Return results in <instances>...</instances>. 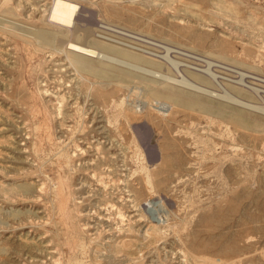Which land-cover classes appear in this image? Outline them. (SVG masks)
I'll return each instance as SVG.
<instances>
[{
  "label": "rangeland",
  "instance_id": "obj_1",
  "mask_svg": "<svg viewBox=\"0 0 264 264\" xmlns=\"http://www.w3.org/2000/svg\"><path fill=\"white\" fill-rule=\"evenodd\" d=\"M51 1L0 0V264H264V0H76L103 77Z\"/></svg>",
  "mask_w": 264,
  "mask_h": 264
},
{
  "label": "bare ground",
  "instance_id": "obj_2",
  "mask_svg": "<svg viewBox=\"0 0 264 264\" xmlns=\"http://www.w3.org/2000/svg\"><path fill=\"white\" fill-rule=\"evenodd\" d=\"M227 8H228V6H227ZM229 9H230V7H229ZM86 12L89 13V14L86 15L85 14ZM47 15H48V21H50L52 23H56L57 25L63 26L64 27V29H63L64 31L62 29H60V30L63 31V33H61V35H60V33L58 34L57 32H59V31H57L56 33L58 35H56V33L53 34L54 36H53V39L50 38L51 40L47 39L46 36L43 35V37H41L43 43L50 44V43L54 42L53 40L55 39L56 42L61 47V48H59L60 49L59 51H62L64 53L65 58L68 59L69 63L77 71H81V72L90 74L91 76H94V77L107 76L109 74L108 68L103 67V65H101L99 62H95L94 59H92V58H95V60H98V58L100 59V57H104V56L107 57V55H105V53H104L105 51H110V52L118 53V54H121L124 57H132V58H134L136 60H140L139 57H137L136 55L130 54L126 49H123V48H120V47L116 48V47H113V45L110 44V43L103 42V41H100V40H96L94 38V35H93L92 30L89 28L90 26L88 27L86 24H82V23L80 24L78 22L80 19H83L85 21H87L88 19L90 20V18H88V17L89 16L90 17H94V15H95L94 14V11L87 9L84 5L79 4L76 0H52L51 1V4H50V9H49V12H48ZM110 16H111V14H110ZM56 24H55V26H56ZM90 41H92L93 43H95L96 46H94L93 44H90L89 43ZM56 42H54V43H56ZM57 48L58 47H55V49H57ZM113 57L116 58V56H114V55H113ZM115 58L113 60H115ZM121 59H123V58H121ZM107 60L109 61V58ZM116 60H117V58H116ZM118 60H120V59H118ZM105 61L106 60H104L103 62H105ZM128 61H129V59H128ZM128 64H130V63H128ZM104 65L108 66L106 63ZM124 66L125 65H123V67ZM141 68H143V67H141ZM146 70H148V69H146ZM152 70L153 69H151L149 71H152ZM125 73H128V72H125ZM143 73H145V72H143ZM190 73L193 74L196 77H199V76L201 77L202 76L201 75V72L198 69H196V68H194L192 71H190ZM183 78H184V76H183ZM183 78L180 81L186 80V79H183ZM169 79H167V80L166 79H163L162 82L153 81L152 84H150L148 86L147 90L144 89V91H148V97H154V98H157V99L158 98H162V99H165V100H168V101H171V102H175V103H178L179 102L181 104L188 103V101H186V100H184L183 98L180 97L182 95L181 94L182 90L179 89V88H177V87H175V86L170 85V82H169L170 80ZM174 80L175 79H173V81ZM149 81L147 80V82H149ZM163 81H165V82H163ZM187 81H189V80H187ZM187 81H185V82L187 84H189V86L196 87V86L199 85L198 87H200V85H201V84L198 83V85L195 86V85H193L191 83H188ZM193 82H195V81H193ZM177 83H179V82H177ZM144 85H145V87H147L146 84H144ZM144 85H143V87H144ZM191 89H194V88L191 87ZM198 90L199 89H197V91ZM200 90H201V88H200ZM207 90L205 89V91H207ZM208 92H210V91H208ZM210 93H212V92H210ZM227 96H228V94H227ZM232 98H234V97H232ZM155 102H157V100H155ZM188 104L190 106L192 103L189 102ZM160 107H162V106H160ZM165 107H167V106H165ZM159 108H158V110L161 109V108L160 109ZM227 209H229V208H227ZM204 218H203V220H204ZM150 236H151V234H150ZM228 249H230V248H228Z\"/></svg>",
  "mask_w": 264,
  "mask_h": 264
}]
</instances>
